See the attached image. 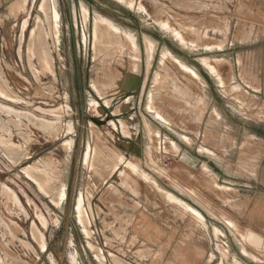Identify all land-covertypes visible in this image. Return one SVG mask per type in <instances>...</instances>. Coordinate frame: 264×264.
I'll return each mask as SVG.
<instances>
[{"label": "rangeland", "instance_id": "374dc122", "mask_svg": "<svg viewBox=\"0 0 264 264\" xmlns=\"http://www.w3.org/2000/svg\"><path fill=\"white\" fill-rule=\"evenodd\" d=\"M14 2L0 0V264H197L178 224L204 264L264 254L237 193L196 163L254 178L262 105L235 58L255 47L264 0Z\"/></svg>", "mask_w": 264, "mask_h": 264}, {"label": "crops", "instance_id": "0c3cea01", "mask_svg": "<svg viewBox=\"0 0 264 264\" xmlns=\"http://www.w3.org/2000/svg\"><path fill=\"white\" fill-rule=\"evenodd\" d=\"M262 17L264 18V11L262 13ZM238 47L241 48L240 57H242V61L240 60V64H238L239 59L238 55H236L235 65L238 72L237 77L239 78L242 87L245 88L246 94L249 96L250 92L254 93L252 95L257 97V99L261 103L262 107L261 109H258L260 111L258 112V116L263 117L262 121L264 122V26L262 27V30L258 32V38L255 47H252V44L250 43H240ZM250 53H255V55L253 54L254 56L250 58ZM247 55L248 58H246ZM230 60L233 64V56L230 58ZM253 60L255 61V74L251 72L253 68L251 62ZM241 72H243V75L245 77L244 79H241L239 76ZM246 97L247 96H245V98ZM256 138L258 150L254 169L255 174L252 181L248 180V174L245 172L241 173L240 178L235 177L230 173L226 174V172L218 168V166L210 159L197 160L196 163H200L201 165L205 164L216 175V179L218 182L229 185L234 189V191L237 193L234 201L243 205L240 221L238 220L237 222H239V224L241 223L243 227L251 228L252 231L247 232V236L251 244L255 246H262L264 244V138L261 137V135H258ZM190 161L195 163L193 160ZM210 163H213L214 166H212V164ZM225 176L227 178H225ZM193 192L197 195V192H195L194 190ZM198 196L202 197L200 195ZM176 197L181 201L186 202L180 197ZM192 205L197 208L196 210H198L199 212L201 211L204 214V210L201 208V206L195 203H193ZM228 222L229 224H232L230 220H228ZM177 227V230L180 227V231L178 230L177 232L176 242H182L187 247V250H184L185 248L182 249L184 258L187 260H196L198 261L197 264H204L203 262L205 259V255L207 254V247L201 245L202 242L197 235L186 233L184 224L182 226L181 224H178ZM215 241H219L221 246H224L228 249V246L226 244L227 238L224 237L223 234H219L218 238L215 237ZM208 255L209 257L207 256V262L212 263L215 259V256L210 260L211 253ZM241 255H243V257L250 258L251 261H254L253 263L255 264H264V254L257 253ZM243 257L235 255V258L239 263L253 264L252 262L246 261ZM255 258H257V260H255Z\"/></svg>", "mask_w": 264, "mask_h": 264}, {"label": "bare ground", "instance_id": "6f19581e", "mask_svg": "<svg viewBox=\"0 0 264 264\" xmlns=\"http://www.w3.org/2000/svg\"><path fill=\"white\" fill-rule=\"evenodd\" d=\"M23 0H16V2H14V5H16V6H19V4H21V2H22ZM84 8V10L86 11V8L85 7H83ZM52 13H53V16H54V18H55V22H58L59 21V19H60V16H59V13H58V11H56L54 8H53V10H52ZM98 21H96L95 22V31H98V33H102L103 35H105L106 34V37L107 38H109V35H108V33L110 32V30H112V29H114L115 27H114V25L110 22V21H108L107 19H105L104 17H102V16H99L98 17ZM116 30V29H115ZM113 39L115 40V41H118L119 40V37L118 36H115V37H113ZM106 40V39H105ZM132 40H133V37H132ZM145 40H146V44H147V63L149 64V61L151 60V57H152V48H151V45L153 44V41L150 39V38H145ZM134 42V41H133ZM131 44V43H130ZM134 46V45H133ZM131 49H132V47H131ZM133 49H135V48H133ZM167 54H170L171 55V53H169V51L168 50H166V49H164L163 50V52H162V57H166L167 56ZM135 56H137L138 57V55L136 54ZM171 56H173V55H171ZM173 58H175V60L176 61H178V62H180L179 61V59L178 58H176V57H174L173 56ZM180 64V63H179ZM184 66V65H183ZM187 68V67H186ZM158 74V73H157ZM179 90V89H178ZM179 92V91H178ZM179 93H181V92H179ZM180 157H181V159L182 160H184V161H190V157L186 154V153H184V152H182L181 153V155H180ZM201 164L199 163V166H200ZM102 166H105V165H102ZM202 166H204L203 167V169L205 168L206 169V171H208V172H210V173H212L214 176H216L210 169H209V167H207L205 164H202ZM98 167V166H97ZM106 167V166H105ZM201 169V168H200ZM204 169V170H205ZM202 170V169H201ZM203 170V171H204ZM62 196H65V191L64 190H62V193H61V197ZM166 197L167 198H169L170 200H172V201H177V202H180V204H183V203H185V202H183V201H181L180 199H178L175 195H173L172 193H166ZM186 204V203H185Z\"/></svg>", "mask_w": 264, "mask_h": 264}]
</instances>
